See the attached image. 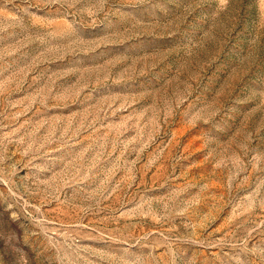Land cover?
I'll return each instance as SVG.
<instances>
[{
    "label": "rangeland",
    "instance_id": "1",
    "mask_svg": "<svg viewBox=\"0 0 264 264\" xmlns=\"http://www.w3.org/2000/svg\"><path fill=\"white\" fill-rule=\"evenodd\" d=\"M0 264H264V0H0Z\"/></svg>",
    "mask_w": 264,
    "mask_h": 264
}]
</instances>
